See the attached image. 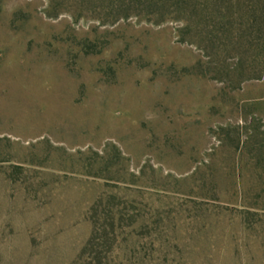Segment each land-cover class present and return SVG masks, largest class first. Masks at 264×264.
<instances>
[{
    "label": "rangeland",
    "instance_id": "obj_1",
    "mask_svg": "<svg viewBox=\"0 0 264 264\" xmlns=\"http://www.w3.org/2000/svg\"><path fill=\"white\" fill-rule=\"evenodd\" d=\"M92 1L0 0L1 264H264V214L239 217L264 209V77L120 8L207 0Z\"/></svg>",
    "mask_w": 264,
    "mask_h": 264
},
{
    "label": "trees",
    "instance_id": "obj_2",
    "mask_svg": "<svg viewBox=\"0 0 264 264\" xmlns=\"http://www.w3.org/2000/svg\"><path fill=\"white\" fill-rule=\"evenodd\" d=\"M48 1V13L57 17L63 12L62 7L72 0ZM77 2L83 4L91 2V5L96 3L92 0H77ZM136 2L140 3L141 1L137 0ZM248 2L247 4L243 0H237V4H235L236 8H224V10L223 7L210 8L209 5L212 6L215 2L207 0L205 2V10L199 13L187 7H180L176 11H171L169 6H160L161 9L156 12L149 11L152 8L151 6H149L147 12L136 11L132 6H121L120 8L126 18L134 14H145L147 16H155L159 21H163L166 17L172 16L176 20H184L185 26L189 29L197 26L196 31L192 32L194 38L203 46L210 49L217 61L224 56V53L226 54L229 51L241 59V63L236 67L238 68L237 71L239 70L241 73L239 71L237 74L234 71L228 72L227 68L224 67H220L222 69L219 68L220 70L218 71L220 74H225L226 72L229 74H225L226 76H232L234 79L241 78L238 81V86H240L245 81L258 80L264 77V0H257V2L255 0H248ZM245 5L249 7L245 8ZM139 6L137 5L136 8ZM113 14L112 16H114ZM105 16L109 17L110 13H107ZM217 44H220V46H217ZM2 163H11L10 171L5 170L1 173L8 181H10L9 178L21 174L22 167L20 164L14 163L11 160L2 161ZM28 191L29 189L27 188L23 189L25 195L30 194ZM259 214H264V209H255L247 206L242 210L239 217L242 222H247L250 221L251 217H257ZM110 217L111 214L107 212L104 215V221L108 222ZM117 220L119 223L122 222L121 215L118 216ZM262 221L264 222V220ZM103 228L105 226L102 227V233L99 236H97L98 234L93 229L92 236L88 241L87 245L91 247L93 254H98L99 245L101 242H106L109 236L106 229ZM1 263H3V253L0 251Z\"/></svg>",
    "mask_w": 264,
    "mask_h": 264
}]
</instances>
